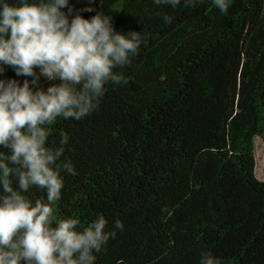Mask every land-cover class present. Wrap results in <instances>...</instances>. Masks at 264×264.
I'll list each match as a JSON object with an SVG mask.
<instances>
[{
  "label": "trees",
  "instance_id": "16d2710c",
  "mask_svg": "<svg viewBox=\"0 0 264 264\" xmlns=\"http://www.w3.org/2000/svg\"><path fill=\"white\" fill-rule=\"evenodd\" d=\"M70 2L80 9L88 0ZM109 2L93 0L82 15L102 10L145 42L117 69L126 84L109 82L94 112L52 125L50 139L66 134L61 159L75 169L64 174L57 216L87 224L102 214L109 228L122 221L95 264H198L202 251L224 264H264L254 142L264 140V0H231L225 13L211 0L175 9Z\"/></svg>",
  "mask_w": 264,
  "mask_h": 264
},
{
  "label": "clouds",
  "instance_id": "9594fccd",
  "mask_svg": "<svg viewBox=\"0 0 264 264\" xmlns=\"http://www.w3.org/2000/svg\"><path fill=\"white\" fill-rule=\"evenodd\" d=\"M152 2L175 9L199 0ZM211 3L225 13L231 0ZM92 11L93 0L80 9L70 0H0V264H95V253L123 230L119 219L109 228L102 214L83 224L56 213L64 174L75 169L61 159L66 134L50 139L52 125L58 117L80 120L94 112L109 82L126 84L117 69L145 42L143 31L117 30L102 10L82 15ZM7 68L14 76L3 75ZM33 188L42 199L29 198ZM198 264L224 260L202 251Z\"/></svg>",
  "mask_w": 264,
  "mask_h": 264
},
{
  "label": "rangeland",
  "instance_id": "374dc122",
  "mask_svg": "<svg viewBox=\"0 0 264 264\" xmlns=\"http://www.w3.org/2000/svg\"><path fill=\"white\" fill-rule=\"evenodd\" d=\"M117 0H110V5H116ZM112 6V7H113ZM255 142V156H256V166L258 170H264V140L261 138L254 137Z\"/></svg>",
  "mask_w": 264,
  "mask_h": 264
}]
</instances>
